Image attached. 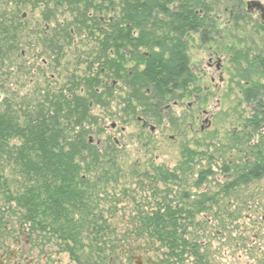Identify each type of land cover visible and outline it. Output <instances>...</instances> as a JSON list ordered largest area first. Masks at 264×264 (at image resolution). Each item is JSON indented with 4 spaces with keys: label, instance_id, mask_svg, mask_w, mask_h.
Wrapping results in <instances>:
<instances>
[{
    "label": "rangeland",
    "instance_id": "obj_1",
    "mask_svg": "<svg viewBox=\"0 0 264 264\" xmlns=\"http://www.w3.org/2000/svg\"><path fill=\"white\" fill-rule=\"evenodd\" d=\"M11 1H0L6 4L0 5V12L14 10ZM32 1V5L20 6V14L15 21L19 27L15 40L19 51L12 53L0 67V101L10 96L20 110L23 104L30 106L33 100L39 99L38 96L48 95L51 98L53 94H76L85 97L87 89L81 82L85 78L97 77L102 82L95 91L97 99H91L89 104L91 120L84 124V128L92 130L89 140L101 154L115 159L119 173L117 182L109 189L119 203H112L103 194L98 203L103 211L101 216L111 225L110 231L114 232L109 239L113 241L117 238L119 241L113 249L109 246L105 248L104 258L109 259V251L116 254L112 257L114 262L104 264H137L130 259L132 256L140 257L141 264L177 263L174 258L168 262V251L162 248L164 245L153 243L146 246L145 240L136 236L140 232L141 217L164 212L163 200L172 211L195 214L194 219L187 223L188 233L198 239L204 264V245H208L206 258L212 264H264V179L235 186L232 184L236 178L226 177L224 173L230 162L239 159L238 152L228 151L231 147L239 148V143L231 144V147L227 145L229 134L233 130L238 132L242 123L245 127L249 125L247 120L253 114V107L243 101V93L253 82L264 84L261 71L255 73L248 68L254 59L264 57V25L259 18L246 13L249 3L264 5V0H183L199 19L204 20L203 25L206 26L196 34L190 33L187 23H183L181 38L187 49L189 67L201 92L208 87L213 93H209L205 104L196 105L192 112L186 111L187 103L191 102L186 98L182 107L172 114L175 117L171 116L168 122L170 129H165V123H161L156 109L150 107L147 122L156 127L154 134L143 130L137 123L136 115L145 112L142 108L146 105L136 99L130 100L133 87L107 72V63L119 64L120 59H123L120 65L124 70L120 72L123 77L135 68L140 71L143 58L151 52V48L136 51L126 47L127 40L117 41V33L111 37L113 31L110 27L123 24L120 6L123 1L105 3L103 0H89L86 14L80 20L85 22V27L80 28L77 7L58 0ZM241 3L245 14L237 21V8ZM169 6L174 13L176 5ZM170 25L171 19L159 16L157 29L153 30L157 41L171 39ZM64 32H71L72 35L64 38ZM205 32V37L209 39L207 44L202 43ZM136 38L138 32L134 31L130 39ZM51 42L57 52L60 50L59 53L52 51ZM107 44L113 45V48H107ZM53 53L58 55L56 61ZM218 60L221 61V72L215 69ZM208 63L213 64L211 69ZM211 78L215 84H211ZM245 79L250 81L249 84ZM108 88H112V97L107 99V94L103 93ZM143 93L144 90H141L139 95ZM129 100L131 104L127 103ZM174 119H178V125ZM208 119L211 126L207 129L204 121ZM72 122L76 124L75 120ZM190 122H193V130ZM73 125L69 137L80 132L81 125L75 129ZM112 125H116L117 130L111 129ZM203 128L206 130L201 132ZM243 143L247 150L248 147L261 145L264 155V131L254 133ZM254 152L258 154L259 151ZM84 157L87 162L91 159L88 154ZM255 159L256 156L253 157ZM243 164L242 161L240 167ZM12 170V167H7L4 173L14 187L16 178L9 177L14 173ZM156 170L167 173L166 179L156 178L160 182L153 183L143 179L145 174L152 176L157 173ZM209 170L213 175L198 189L199 175ZM233 186L237 192H232ZM204 195L208 200L213 199L200 209L196 204H200L199 198ZM158 202L163 203L157 205ZM8 228L2 243L9 241L15 253L38 258L39 262L34 261V264H46L44 255L52 264H77L72 252H64L55 239L35 244L27 241L28 237L14 234L11 225ZM89 236L86 233L81 235L83 248L77 249L76 253L95 264V250L89 247L92 242ZM90 253H93L92 256H88ZM188 261L191 263L192 259Z\"/></svg>",
    "mask_w": 264,
    "mask_h": 264
},
{
    "label": "trees",
    "instance_id": "obj_2",
    "mask_svg": "<svg viewBox=\"0 0 264 264\" xmlns=\"http://www.w3.org/2000/svg\"><path fill=\"white\" fill-rule=\"evenodd\" d=\"M58 1L77 7L76 12L80 17L78 26L85 27V22L80 20L86 14L89 0ZM103 1L111 3L113 0ZM122 1L120 6L123 26L110 27L113 31L111 37L117 33V41L126 42L127 40L126 47L136 51L151 48V52L149 57L143 58L142 70L135 68L123 77L120 74L124 72L121 67L123 59H120L119 64L107 63L108 74L117 80L120 78L133 87L130 100L141 101L147 98L156 99L159 96L181 95L188 82L191 83L194 80L188 69L190 60L181 38L184 34L182 33L183 23H187L190 33L198 34L206 28L203 25L204 20L199 19L183 0ZM11 2L14 10L0 12V67H3L12 53L19 51L15 44L19 27L15 21L20 14V6L33 3L32 0H12ZM169 5H176L174 13L171 12ZM88 7L89 5L87 9ZM159 16L171 19L170 28L173 34L171 39L160 41L155 39L153 30L157 29ZM241 17L242 15H238L237 20ZM133 31H139L138 39H130ZM64 33V38L72 35L71 32ZM205 35L206 32L202 35L203 44L209 42ZM51 46L52 51L57 52L52 42ZM106 46L113 48V45ZM52 55L56 56L54 57L56 61L58 55L54 53ZM248 68L255 73L261 71L264 77V57L254 59L248 64ZM243 77L247 76L243 75ZM245 80L249 84L250 81ZM81 82L87 89L85 97L76 94L70 96L53 94L49 98L48 95H43L33 100L30 106L23 104L20 110H17L15 101L10 96L0 101V197L2 198L0 230L5 233L6 229H9L8 225H11L14 234L19 233L23 237H28L27 240L35 244L55 239L64 252H72V258L78 264H93L91 259L84 260V255L76 253L77 249L83 248L81 235L90 234L92 242L89 247L95 250V264L112 263L115 261L112 257L116 253L109 251V259L104 258L105 248L109 246L113 249L119 241L117 238L113 241L109 239L114 232L110 231L111 225L101 216L103 211L100 210L98 203L101 202L99 198L102 194L106 196L105 199L110 198L112 203H119L116 195L109 193V189L117 182L119 173L115 159L102 155L101 151L89 141L92 130L84 128V124L91 120L89 104L91 99H97L95 91L102 82L97 77L85 78ZM251 84L250 88L245 89L243 93L245 103L253 107L251 111L253 114L247 120L249 125L245 127V139H249L254 133H260L264 124L263 118L260 119L262 115L264 116L262 112L264 84L260 85L258 82ZM111 90L112 88H108L103 93L107 94V99L112 97ZM141 90H144L143 95H139ZM147 90L150 96L145 95ZM130 100L128 104H131ZM73 105L76 110L73 109ZM72 119L76 121L73 129L79 125L81 127H79V133L69 137L70 127L73 125ZM237 141H240V138H237ZM262 144L264 146V143ZM260 148L261 145L251 149V154L256 156V159L251 164L241 166L243 171H238L239 175L238 172L235 173L236 179L232 185H244L254 180L264 179V155ZM254 151L259 152L256 154ZM85 154L90 156L89 162L84 157ZM5 167L13 168L14 173L9 177L16 178L14 187L10 185L11 180L5 176ZM228 168L224 169L225 174L229 173ZM156 171L157 173L152 176L145 174L143 179L151 183L160 182L156 178L166 179L167 173ZM90 174L93 176L89 177ZM212 175L211 170L202 172L197 182L198 189L203 187ZM212 199L208 200L207 196H201L200 204L196 205L203 209L205 204L211 203ZM163 201L162 214L157 212V214L152 213L140 218V232L136 236L145 240L146 246H151L153 243L164 245L162 248L168 251L166 256L168 262L174 258L176 264H186L190 259L192 261L189 264H204L203 256H201L202 247L198 239L188 233L187 223L194 219L195 214L185 215L181 210L172 211L165 204L166 200ZM162 203L158 202L157 205ZM207 246L204 245L205 264H212V261L206 258ZM183 256H187L188 259Z\"/></svg>",
    "mask_w": 264,
    "mask_h": 264
},
{
    "label": "flooded vegetation",
    "instance_id": "obj_3",
    "mask_svg": "<svg viewBox=\"0 0 264 264\" xmlns=\"http://www.w3.org/2000/svg\"><path fill=\"white\" fill-rule=\"evenodd\" d=\"M237 9H238V11L236 13L237 16L238 15L244 16L245 13H243V11H242V3L240 4V6H238ZM248 14L252 15V16H256L257 18H259L260 23L264 25V23L261 20V16L258 13L254 14V13L248 12ZM239 20H241V18L238 19L237 21H239ZM137 32H138V36H139V31H137ZM136 39H138V38H136ZM146 56L149 57L150 54H147ZM210 61H213V59H210ZM212 67H213V64L208 63V68L211 69ZM215 69H217L218 72H221L222 69H221V61L220 60H218L216 62ZM210 81H211V84H215V80L213 78H211ZM221 82H222V80H221ZM202 91L205 92V95H203V92H201L200 86H198V81H196V79H195V80L191 81V83L188 82L187 87L184 89V92H182V95L175 94L174 96H171L170 98L159 96L156 99L155 98L143 99V101H140V102H143V104H145L147 107L145 106L142 108V109H145V112L142 111L139 115H136L137 123H139L141 125V128H142V122L143 121L147 122L148 111L151 110L150 107H152L153 109H156L157 116L161 117V123H165L164 124L165 129H170L171 125L168 122H170L169 120H170L171 116L172 117L174 116L172 114H174L175 109H179L180 107H182V105H183L182 103H183V101H185L186 98L191 100V102L187 103L188 107H187L186 111L192 112L194 110V107H196V105H201L202 103L205 104L204 102L209 97V95H210L209 93H213L211 90H209L208 87H206ZM149 93H150L149 90H147L145 95L150 96ZM262 112L264 113L263 109H262ZM203 114L207 116V113L205 111H203ZM175 121H176L175 123L178 125L179 124V122H177L178 119H176ZM263 122H264V118H263ZM195 123H196V119H194V124ZM204 123L207 125V127H206L207 129L211 126L210 119L204 121ZM192 124H193V122L189 123L190 127L193 130ZM149 125L151 127H154L151 124H149ZM154 128H155V130H154V132H155L156 127H154ZM245 129H246L245 125H244V123H242L240 125V129L238 128V132H237V130H233L229 134L230 136H229V140L227 142V145L231 147L232 146L231 144L236 145L239 143V148L236 150L233 147H231V150L229 148L228 151H232L234 153L238 152L239 159L236 162L235 161L230 162V167L228 168L230 171L228 174H225L226 177L234 178L235 173H237L238 171L239 172L243 171V167L242 168L240 167V164L242 161L244 162V164L253 163L254 155L251 154L252 147L251 148L248 147V150H247L245 148L246 146L243 143V141L246 140L245 139L246 135L244 134V133H246ZM113 130H117V129L115 128ZM143 130H145V129H143ZM204 130H206V129L203 128L201 132H204ZM145 131H149L150 133H152L149 129L145 130ZM263 131H264V124L261 128V132H263ZM152 134H154V133H152ZM237 138L238 139L240 138V141H237ZM172 140H174V137H172ZM89 141L91 143H93V141H91V140H89ZM231 156H232V154H231ZM247 156H250V158L249 159L246 158ZM242 157H243V159L241 160ZM239 172L237 173L238 175H239ZM233 191L237 192L235 186L232 187V192ZM3 236H5V233L0 230V264H34V261L36 263L39 262L38 258H36V257L30 256V255L15 253L14 250H11L12 244L9 241L7 242V244L2 243L1 240L3 239ZM27 241H29V240H27ZM27 241H26V243H27ZM127 253H129V252H127ZM48 258H49L48 256L44 255V260L46 261V264H52L51 262L49 263L50 259H48ZM132 258H135V257H133V256L130 257L131 260H132ZM133 261H136V260H133Z\"/></svg>",
    "mask_w": 264,
    "mask_h": 264
},
{
    "label": "water",
    "instance_id": "obj_4",
    "mask_svg": "<svg viewBox=\"0 0 264 264\" xmlns=\"http://www.w3.org/2000/svg\"><path fill=\"white\" fill-rule=\"evenodd\" d=\"M248 10L250 13L259 14L261 16V20L264 23V5L260 2H252L248 4ZM116 125H112L111 129H115ZM142 128L145 130H150L154 133L155 128L151 127L147 122H142ZM132 260H136L137 264H141L142 259L140 257L132 258Z\"/></svg>",
    "mask_w": 264,
    "mask_h": 264
},
{
    "label": "bare ground",
    "instance_id": "obj_5",
    "mask_svg": "<svg viewBox=\"0 0 264 264\" xmlns=\"http://www.w3.org/2000/svg\"><path fill=\"white\" fill-rule=\"evenodd\" d=\"M247 10H246V13H248L249 12V10H248V5H247V8H246ZM189 66H190V63H189ZM189 69V71L191 72V74H192V76H193V73H192V71L190 70V67L188 68ZM194 77V76H193ZM171 96H168V98H170Z\"/></svg>",
    "mask_w": 264,
    "mask_h": 264
}]
</instances>
